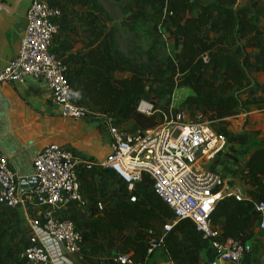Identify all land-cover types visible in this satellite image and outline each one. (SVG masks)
I'll use <instances>...</instances> for the list:
<instances>
[{
	"label": "trees",
	"instance_id": "1",
	"mask_svg": "<svg viewBox=\"0 0 264 264\" xmlns=\"http://www.w3.org/2000/svg\"><path fill=\"white\" fill-rule=\"evenodd\" d=\"M141 7L151 3H166L163 9L169 14L166 19L159 16L155 32L151 35L154 45L165 41L164 49L168 52V41L157 32V26L166 31L182 26L180 49L169 55V60L180 84L190 91L180 108L190 111L197 109L211 120L219 122L218 129L230 142L245 144L246 138L237 136L222 126L229 117L245 112L250 103L263 104L257 97L264 93V83L256 82L252 75L264 72V65L245 66L236 55L237 46L255 48L264 52V33L255 35L254 27L260 17L256 4L240 5L238 0H138ZM69 6L88 7L90 0H66ZM162 12V13H163ZM164 14V13H163ZM85 25L91 39L89 50L81 61L78 75L83 77V93L93 106L98 107L103 115H111L117 124L133 122L141 129L158 125V116L145 117L136 111V103L147 91L148 79L136 74L115 78L114 74L124 71V66L112 55L114 42L98 26V16L87 11ZM167 41V42H166ZM149 59L152 54L148 52ZM220 72L221 81L210 80L207 72ZM144 96V97H142ZM245 97V100L241 99ZM152 99V98H151ZM153 100V99H152ZM155 101V100H153ZM230 148V147H229ZM89 172V189L94 190V167L84 168ZM243 185L249 186L248 198L236 200L224 197L218 201L211 214V222L220 226L221 235L226 239H237L242 244L250 242L253 235L251 227L257 222L258 213L255 201H264V147H255L246 162L238 170ZM85 178L79 170V178ZM146 191L134 190L135 202L122 200L114 205L97 207L93 201L90 217L75 224L81 232L82 242L86 247L81 251L85 264H95V260L104 257L113 258L117 254L128 255L135 263H142L147 252L149 237L159 238L163 226L174 220L172 211L150 189L151 182L143 181ZM133 224L132 234H126L127 226ZM11 226L0 221V264H13L7 257L8 235ZM119 236V237H118ZM183 236L185 243L180 244ZM201 240L194 233L193 223L188 219L178 220L172 230L165 235L161 248L166 259L177 264H197L199 262ZM15 264H24L16 258Z\"/></svg>",
	"mask_w": 264,
	"mask_h": 264
},
{
	"label": "built area",
	"instance_id": "2",
	"mask_svg": "<svg viewBox=\"0 0 264 264\" xmlns=\"http://www.w3.org/2000/svg\"><path fill=\"white\" fill-rule=\"evenodd\" d=\"M163 19L169 15L165 10ZM63 13L51 0H30L25 15V30L18 51L0 72V83L23 84L27 78H42L49 90L51 101L62 108V115L74 119L86 118L89 111L74 103L68 78V66L53 50V38L59 31ZM160 23L157 32L165 39ZM148 87H146L147 91ZM171 103L161 109L151 98H141L136 111L150 117L159 115L161 123L149 129L127 131L111 115H103V124L109 135V154L95 164L111 170L126 184L128 201L135 202L132 192L144 179L151 182L150 189L172 211L174 220L163 226L161 237H149L144 262L135 263L128 255L117 254L115 264H155L150 258L160 250L178 220L193 223L194 233L201 241L210 244L214 258L209 264H240L252 251L251 244L237 239H226L211 222L216 203L224 197L241 200L242 196L218 172L205 168L229 149L228 138L213 121L196 112L190 119L189 111L175 108ZM166 111V112H165ZM69 149L57 144L47 145L32 158L36 184L23 192L18 180L8 168L7 160L0 155V206L13 209L25 204L52 206L83 200L79 166H86ZM98 209L103 206L97 202ZM258 228L264 231V201H255ZM31 236L22 245L16 258L24 264H49L53 246L62 244L68 254L82 250V235L75 223L52 217L50 212L27 218ZM59 264L61 260H58ZM156 264H177L166 260Z\"/></svg>",
	"mask_w": 264,
	"mask_h": 264
},
{
	"label": "crops",
	"instance_id": "3",
	"mask_svg": "<svg viewBox=\"0 0 264 264\" xmlns=\"http://www.w3.org/2000/svg\"><path fill=\"white\" fill-rule=\"evenodd\" d=\"M103 0H90L88 7L69 6L66 0H51L52 4L62 10V17L59 19V31L53 38V50L65 61L68 66V78L71 85L74 103L89 111L86 118L74 119L62 115V108L54 105L50 98V93L45 81L40 79L27 78L23 84L11 82L0 83V155L7 160L9 170L19 178H29L33 176L32 158L40 153L47 145L57 144L69 149L82 162L88 163L86 166L80 165L79 170L86 179L81 177L83 200L81 202H68L52 206H37L25 204L24 207L16 206L13 209H6L0 206V221L10 224L11 230L8 235L7 257L15 264L16 253L24 245L31 231L27 225V218L38 215L43 211L50 212L52 217L59 220H68L77 224L90 217V208L93 201L104 205H114L115 203L127 200L125 194L122 195L121 183L116 180L117 174L111 170H103L95 167V164L103 161L109 154V135L103 126V114L98 107L92 105L90 100L83 93V77L78 75L81 61L85 58L89 50L88 42L91 39L89 30L85 25V18L88 10L98 16V26L109 36L120 20L113 17L101 3ZM122 12L129 11L130 15L122 17H135L138 12V0H119ZM240 5L256 4V12L260 17L259 22L254 27L255 35L264 33V0H238ZM30 0H0V72L6 63L15 57L25 30V15ZM167 4L164 3L166 8ZM144 8L141 7L140 11ZM126 19V18H125ZM125 19L122 25L127 22ZM172 36L170 44L175 51L180 49L182 39V26L170 29ZM110 37V36H109ZM152 46V44H151ZM113 46L112 55L124 68L127 66L125 57H117ZM236 55L245 66L264 65V52L255 48L238 45ZM125 70V69H124ZM124 72V71H123ZM122 73V72H121ZM122 78L127 76H118ZM147 79V75H140ZM206 77L210 80L221 81L220 72H207ZM252 78L260 83H264V72L255 73ZM186 96L190 94L187 88ZM144 96H148L147 93ZM142 96V97H144ZM185 96V97H186ZM149 97V96H148ZM147 97V98H148ZM257 99L264 100V93ZM122 122L120 125L123 127ZM126 123V122H125ZM133 131L141 129L133 122ZM226 129L237 136L246 138L245 144L230 142L229 147L234 150L232 157L221 159L225 153L215 160H219L215 169L223 178L229 181L230 185L237 190L242 198H248L247 190L249 186L243 185L238 174V170L246 162L250 153L255 147H264V103H250L246 105L245 112L236 116L226 118L222 124ZM214 160V161H215ZM222 163V164H220ZM94 167L97 174H94V190L89 189L87 182L91 181L89 172L84 168ZM212 171V170H211ZM18 180V190H19ZM264 181V176H262ZM135 190H148L144 183L135 185ZM20 192V191H19ZM128 196L129 192L127 191ZM222 222L217 225L220 229ZM133 229V224H129ZM126 234H132L128 232ZM253 233L250 244L252 251L247 254L240 264H264V231L258 228V223L251 227ZM119 237V236H118ZM86 245H82V250ZM81 250V251H82ZM53 255L49 264H85L81 254H68L62 244L53 246ZM156 252L150 258V263H157ZM214 258L210 244L201 241L199 262L197 264H209ZM167 260V259H166ZM165 260V261H166ZM171 260V259H168ZM95 264H115L110 258L104 257L95 260Z\"/></svg>",
	"mask_w": 264,
	"mask_h": 264
},
{
	"label": "rangeland",
	"instance_id": "4",
	"mask_svg": "<svg viewBox=\"0 0 264 264\" xmlns=\"http://www.w3.org/2000/svg\"><path fill=\"white\" fill-rule=\"evenodd\" d=\"M120 2L119 0H103L101 2L105 9L108 10L113 17H117L121 22V25L117 24V26L109 32V36L112 38L114 45L116 44V48L114 49L115 55L119 58L124 56L127 63L126 65L131 68H124V72H118V76H130L133 74L140 76L145 74L148 76L147 95L149 99L152 98L155 100V103L163 110H166L171 103L175 108L180 107L187 93L180 84V77L176 74L169 60V55H172L174 52V48L169 42L170 37L176 39L177 36L174 37L166 31L165 39L168 41L167 45H169L167 46L168 52H166L163 46L165 41H160V45L155 46V38L151 37L155 32L156 23L160 21V14L163 16L162 12L165 8L164 3H151L143 6L144 10L137 12L133 18L134 20H132V18H127L131 12H122L121 8L123 5ZM125 14H127V16L122 17ZM161 18L163 19V17ZM123 19L127 22L122 25ZM148 52L152 54V60L149 59ZM241 99L245 100V97L241 96ZM196 112L199 111L195 108L190 109L188 112L190 119ZM157 123H161L159 115ZM214 124L219 127V122H214ZM123 128L128 130L133 129L132 125L127 122L123 123ZM233 152L234 150L229 148L227 152L221 156V159L232 157L231 155ZM221 159L209 162L205 164L204 167L212 171H218V168L215 169V167ZM116 180L121 183L122 195L126 192L125 195L128 198L125 182L118 176ZM127 231H133L131 226L128 227ZM179 242L181 245L185 243L183 236H180ZM155 255H157V263L166 260L162 249L157 250Z\"/></svg>",
	"mask_w": 264,
	"mask_h": 264
},
{
	"label": "water",
	"instance_id": "5",
	"mask_svg": "<svg viewBox=\"0 0 264 264\" xmlns=\"http://www.w3.org/2000/svg\"><path fill=\"white\" fill-rule=\"evenodd\" d=\"M36 184L35 177L21 178L19 180V191L23 192L26 189L32 188Z\"/></svg>",
	"mask_w": 264,
	"mask_h": 264
}]
</instances>
